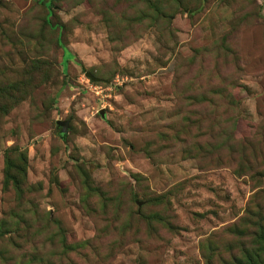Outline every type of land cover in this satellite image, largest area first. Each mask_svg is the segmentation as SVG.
I'll list each match as a JSON object with an SVG mask.
<instances>
[{
  "label": "rangeland",
  "instance_id": "1",
  "mask_svg": "<svg viewBox=\"0 0 264 264\" xmlns=\"http://www.w3.org/2000/svg\"><path fill=\"white\" fill-rule=\"evenodd\" d=\"M262 220L264 0H0V264H264Z\"/></svg>",
  "mask_w": 264,
  "mask_h": 264
},
{
  "label": "trees",
  "instance_id": "2",
  "mask_svg": "<svg viewBox=\"0 0 264 264\" xmlns=\"http://www.w3.org/2000/svg\"><path fill=\"white\" fill-rule=\"evenodd\" d=\"M10 179H12L11 182L14 185V190L16 194L21 195L22 190H23V185H21L20 181L16 180V178L14 177ZM15 232H16L15 233V238H16V236H18V230H16ZM249 237H251L250 245H252L253 247H258L260 251L262 252V254H264V220H262V222H259L257 226H254V229L252 230V233ZM5 253L0 254V257H4L5 255L9 256V253H6V254ZM33 256H34V253H33ZM245 258L247 259L246 261L247 264H256V258H257L256 255L253 257H251V255H248Z\"/></svg>",
  "mask_w": 264,
  "mask_h": 264
},
{
  "label": "water",
  "instance_id": "3",
  "mask_svg": "<svg viewBox=\"0 0 264 264\" xmlns=\"http://www.w3.org/2000/svg\"><path fill=\"white\" fill-rule=\"evenodd\" d=\"M85 76L87 78H89V80H91V81H98L97 79L93 78L89 74H85ZM99 115L102 117V112L101 111L99 112ZM56 124L61 127L60 133H64L66 131V122H57ZM139 205H140V203H137V206H139Z\"/></svg>",
  "mask_w": 264,
  "mask_h": 264
}]
</instances>
